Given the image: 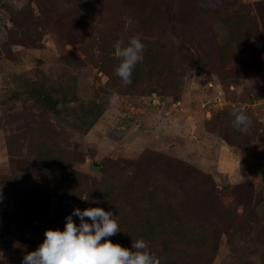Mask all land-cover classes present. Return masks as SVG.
<instances>
[{
	"label": "rangeland",
	"instance_id": "1",
	"mask_svg": "<svg viewBox=\"0 0 264 264\" xmlns=\"http://www.w3.org/2000/svg\"><path fill=\"white\" fill-rule=\"evenodd\" d=\"M0 187V264L97 206L160 264H264V0H0Z\"/></svg>",
	"mask_w": 264,
	"mask_h": 264
},
{
	"label": "clouds",
	"instance_id": "2",
	"mask_svg": "<svg viewBox=\"0 0 264 264\" xmlns=\"http://www.w3.org/2000/svg\"><path fill=\"white\" fill-rule=\"evenodd\" d=\"M144 47L138 36L129 38L126 45L120 40L114 44V54L120 58L115 75L120 78L122 86L132 83L133 70L144 59ZM118 100L116 92L109 97L111 105H116ZM231 115L234 117L232 126L240 133H247L252 123L247 113L237 107L232 109ZM73 217H78L79 223ZM65 221L62 230H45L43 242L26 253L21 264H160L156 253L143 238L132 240L130 247L108 239L121 232L116 215L111 210L99 206L83 210L76 207L65 217Z\"/></svg>",
	"mask_w": 264,
	"mask_h": 264
},
{
	"label": "trees",
	"instance_id": "3",
	"mask_svg": "<svg viewBox=\"0 0 264 264\" xmlns=\"http://www.w3.org/2000/svg\"><path fill=\"white\" fill-rule=\"evenodd\" d=\"M40 96L53 109L57 108V104L61 100V97H59V96L53 97L51 94L44 93V92H40L39 93V97ZM93 106H94V109L90 113V117H89L88 121H86L88 126L94 125L96 123V121L98 120V118L100 117V115L102 114V112H103V107L101 106L100 103L94 102Z\"/></svg>",
	"mask_w": 264,
	"mask_h": 264
},
{
	"label": "water",
	"instance_id": "4",
	"mask_svg": "<svg viewBox=\"0 0 264 264\" xmlns=\"http://www.w3.org/2000/svg\"><path fill=\"white\" fill-rule=\"evenodd\" d=\"M95 164H97V163H95ZM3 233V228H0V234H2Z\"/></svg>",
	"mask_w": 264,
	"mask_h": 264
}]
</instances>
